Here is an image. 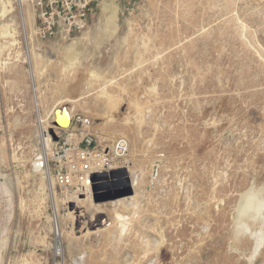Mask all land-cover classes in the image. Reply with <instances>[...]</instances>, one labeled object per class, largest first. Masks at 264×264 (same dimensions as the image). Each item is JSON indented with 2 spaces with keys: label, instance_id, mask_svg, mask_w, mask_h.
Instances as JSON below:
<instances>
[{
  "label": "rangeland",
  "instance_id": "obj_1",
  "mask_svg": "<svg viewBox=\"0 0 264 264\" xmlns=\"http://www.w3.org/2000/svg\"><path fill=\"white\" fill-rule=\"evenodd\" d=\"M19 9L0 0V264H264V0H95L71 40L26 23L30 64ZM35 102L46 130L67 111L125 139L123 165L64 195Z\"/></svg>",
  "mask_w": 264,
  "mask_h": 264
},
{
  "label": "built area",
  "instance_id": "obj_2",
  "mask_svg": "<svg viewBox=\"0 0 264 264\" xmlns=\"http://www.w3.org/2000/svg\"><path fill=\"white\" fill-rule=\"evenodd\" d=\"M94 1L25 0L32 13L35 39L42 42L56 38L71 40L87 28ZM127 156L125 139L118 138L109 147H103L82 117L77 116L53 143L45 167L54 185L64 195H81L97 178L121 167Z\"/></svg>",
  "mask_w": 264,
  "mask_h": 264
},
{
  "label": "bare ground",
  "instance_id": "obj_3",
  "mask_svg": "<svg viewBox=\"0 0 264 264\" xmlns=\"http://www.w3.org/2000/svg\"><path fill=\"white\" fill-rule=\"evenodd\" d=\"M24 0H18V4H19V7H20V5H21V3L22 4H24ZM7 4L8 5H10V3L9 2H7ZM27 6V5H26ZM7 7H6V5H4V7H3V12H5V9H6ZM27 12L26 11H24V14H22V11H23V9H19V18L18 19H20V25H21V30H22V32H23V38H24V43H25V46L27 47V53H25L26 54V62H27V64H30V61H29V59L30 58H28V52H29V49H28V41H27V37H26V33H25V30H26V28H25V26H26V23H28L29 21H31L32 20V14L30 13L31 11H30V8L27 6ZM114 20V19H113ZM111 21V20H110ZM30 23V22H29ZM25 47V48H26ZM75 52V48L74 47H70L67 51H66V53H65V60L66 61H68V64H71V63H73V61L75 60V57L77 56V54L76 53H74ZM75 54H76V56H75ZM25 60V59H24ZM32 72V69L31 68H29V73H31ZM36 103V102H35ZM37 104V103H36ZM36 106V105H35ZM36 108V113H37V117H38V121H39V123L42 125V127H41V129H40V141H41V144H42V148H43V154H45V155H43L41 158H40V160H41V162H42V165L43 166H45L46 165V161H47V156L48 155H50V153H51V147L53 146V143L51 142V140H50V138H49V136H48V134H47V130L46 129H44V127H43V122H42V120H41V118H40V115H39V110H38V104H37V106L35 107ZM61 113V112H60ZM60 113L58 114V118L56 119V120H54V121H56L57 123H58V125L60 126V128L61 129H67L68 127H69V122H70V114H68L67 113V111H65L64 113H62L61 115H62V117H60ZM40 125V126H41ZM50 128V127H49ZM139 176V175H138ZM138 176H136L137 177V179L136 178H133L132 179V183L133 184H135L136 183V181L138 180L139 181V179H138ZM135 179H136V181H135ZM138 181H137V183H138ZM85 192H88V189L85 191ZM136 195V194H135ZM135 195H134V197H133V199H135ZM134 202H135V200H134ZM130 204V203H129ZM124 206V205H123ZM125 207V206H124ZM113 217V216H112ZM121 218H122V216H121V214L119 215L118 214V212L116 213H114V221H120L121 220ZM123 219H125V218H123ZM126 220V219H125ZM123 222V221H122ZM114 223V222H113ZM120 229H121V227H120ZM121 231V230H120ZM52 232H53V234H54V241H55V244L56 245H54L55 247H54V254L56 255V256H61L62 255V249H61V246H60V244L58 245V243L57 242H59L60 241V239L62 238V233H61V231H60V229H59V226H58V223H57V219L55 218V219H53V227H52ZM66 241H67V243H70V241H69V239H68V237L66 238ZM257 248V247H256ZM255 248V249H256Z\"/></svg>",
  "mask_w": 264,
  "mask_h": 264
},
{
  "label": "water",
  "instance_id": "obj_4",
  "mask_svg": "<svg viewBox=\"0 0 264 264\" xmlns=\"http://www.w3.org/2000/svg\"><path fill=\"white\" fill-rule=\"evenodd\" d=\"M32 84V88H33V82L31 81ZM33 95H34V100H35V93H34V88H33ZM58 118V113H55V119L56 120ZM70 125V122H69ZM64 129H61L60 126L58 125V123L56 121L52 122V126L47 130V134L50 137L51 142L55 143L57 142L60 137L62 136Z\"/></svg>",
  "mask_w": 264,
  "mask_h": 264
}]
</instances>
